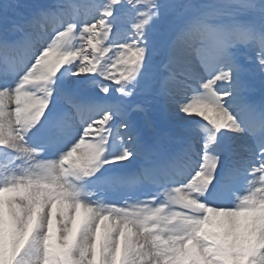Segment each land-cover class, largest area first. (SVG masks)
I'll return each mask as SVG.
<instances>
[{
    "label": "snow or ice",
    "instance_id": "snow-or-ice-1",
    "mask_svg": "<svg viewBox=\"0 0 264 264\" xmlns=\"http://www.w3.org/2000/svg\"><path fill=\"white\" fill-rule=\"evenodd\" d=\"M0 264H264V0H0Z\"/></svg>",
    "mask_w": 264,
    "mask_h": 264
},
{
    "label": "rangeland",
    "instance_id": "rangeland-1",
    "mask_svg": "<svg viewBox=\"0 0 264 264\" xmlns=\"http://www.w3.org/2000/svg\"><path fill=\"white\" fill-rule=\"evenodd\" d=\"M254 94H256V95H262L261 94V91H260V85H259L258 82L255 85V93ZM161 119H164L163 115L161 116Z\"/></svg>",
    "mask_w": 264,
    "mask_h": 264
}]
</instances>
